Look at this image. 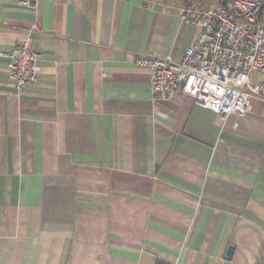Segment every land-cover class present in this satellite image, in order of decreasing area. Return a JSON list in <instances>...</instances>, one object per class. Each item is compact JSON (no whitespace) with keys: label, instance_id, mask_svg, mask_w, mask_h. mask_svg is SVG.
Wrapping results in <instances>:
<instances>
[{"label":"crops","instance_id":"1","mask_svg":"<svg viewBox=\"0 0 264 264\" xmlns=\"http://www.w3.org/2000/svg\"><path fill=\"white\" fill-rule=\"evenodd\" d=\"M19 2L0 0V264H264V92L224 119L154 99L134 63L181 62L179 8L222 0ZM27 40L42 72L18 90L2 54Z\"/></svg>","mask_w":264,"mask_h":264},{"label":"built area","instance_id":"2","mask_svg":"<svg viewBox=\"0 0 264 264\" xmlns=\"http://www.w3.org/2000/svg\"><path fill=\"white\" fill-rule=\"evenodd\" d=\"M38 0H20L26 8ZM264 0H222L219 7L185 4L179 8L186 24L197 30L194 42L181 62L158 57H139L135 64L153 72L152 94L169 100L179 91L203 108L226 119L244 118L252 100L264 92L252 76L264 73V25L260 20ZM8 59L9 78L18 90L36 84L41 76V57L30 41L3 53Z\"/></svg>","mask_w":264,"mask_h":264},{"label":"water","instance_id":"3","mask_svg":"<svg viewBox=\"0 0 264 264\" xmlns=\"http://www.w3.org/2000/svg\"><path fill=\"white\" fill-rule=\"evenodd\" d=\"M233 253H234V247H233V246H230V247L228 248V251H227V257H228L229 259H231V257L233 256Z\"/></svg>","mask_w":264,"mask_h":264}]
</instances>
